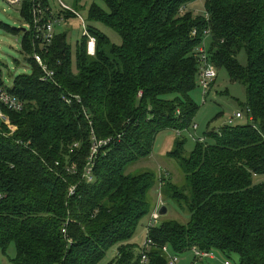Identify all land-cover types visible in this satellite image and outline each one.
Listing matches in <instances>:
<instances>
[{"label": "trees", "instance_id": "trees-1", "mask_svg": "<svg viewBox=\"0 0 264 264\" xmlns=\"http://www.w3.org/2000/svg\"><path fill=\"white\" fill-rule=\"evenodd\" d=\"M85 1L93 2L89 21L115 30L121 43L88 25L95 55L83 36L74 57L66 33L42 47L32 0H22L32 74L17 77L11 90L25 101L23 111L10 113L18 130H0V249L15 244L11 264H100L110 250L108 264H144L134 237L161 192L187 220L162 219L149 230L146 264H169L164 247L179 257L198 248L264 264V0H207L209 20L184 10L194 0H101L108 10L97 0H76ZM43 3L53 18L76 17ZM207 30L212 63L246 87L248 121L207 133L213 141L198 139L188 152L183 133L200 108L191 92L199 86L198 47ZM242 50L247 66L238 60ZM35 52L54 71L52 80L41 79ZM165 130L177 134L167 155L183 186L165 168L127 173L152 156Z\"/></svg>", "mask_w": 264, "mask_h": 264}, {"label": "rangeland", "instance_id": "rangeland-1", "mask_svg": "<svg viewBox=\"0 0 264 264\" xmlns=\"http://www.w3.org/2000/svg\"><path fill=\"white\" fill-rule=\"evenodd\" d=\"M48 1L57 14L61 10L60 1H63L69 8L77 10L88 25H93L106 33L113 43H121L120 35L115 30L101 23L92 24L89 21V8L93 3L92 1H85L83 3H77L76 0ZM95 3L108 10L103 1L97 0ZM21 5L22 4L13 5L7 0H0V61L3 63L0 73L6 86L9 88H13L17 77L32 74V68L26 59V54L23 52L22 46L23 29L27 30L29 24L21 15ZM184 10L192 11L193 14L197 16L205 17L206 15V9L202 0H194L186 4ZM1 23L10 26L11 29L2 26ZM14 28H17L20 31L17 32ZM55 33H66L68 35L69 43L72 46L73 56L75 57L77 41L83 39L82 20L77 16L63 19L60 23H56ZM209 46L208 41L207 51L210 55ZM238 60L241 65L247 66L248 56L245 50H242L238 54ZM217 71L218 77L215 82L210 85L205 101L203 100V91L199 86L191 92V97L200 108L195 118V124H197L198 129H190L183 133L187 139L185 148L188 152L194 150L198 139L203 138L208 142H212V139L205 137L206 134L226 126L229 118L235 117L237 112L240 111L244 117L240 119L235 118L233 125L246 123L248 121L246 116V106L248 105L246 87L242 83L232 80L227 69L217 67ZM176 138L177 134L171 130H165L159 133L156 138L152 156L129 166L127 168V173L137 174L147 169L157 172L160 168H165L175 173V181L183 186L185 184L183 174L179 172L176 161L167 155L168 151L174 147ZM162 199L165 200L168 213L161 216V219L156 222V225L160 224L162 219L175 218L180 221L187 220V214L180 209L178 210L175 202L170 199L166 200L163 196ZM150 217L151 215H148L142 220L134 237V240L139 244H142L145 239L146 226ZM15 257L16 246L14 243L8 247L6 252H3V250L0 249V264H11V260ZM114 257L115 251L110 250L100 264H108ZM194 261V254L192 252H187L179 257L178 264H191ZM226 261H228L229 264H239V257L233 254L227 256L221 252H216V258L208 260L206 263L225 264Z\"/></svg>", "mask_w": 264, "mask_h": 264}, {"label": "built area", "instance_id": "built-area-1", "mask_svg": "<svg viewBox=\"0 0 264 264\" xmlns=\"http://www.w3.org/2000/svg\"><path fill=\"white\" fill-rule=\"evenodd\" d=\"M10 4H21L22 0H7ZM44 0H32V23L31 25L34 27L35 31V38L40 39L39 41L42 43V47L48 46L54 38L55 35V25L56 23H60L61 20L66 19L64 17L65 14L62 15V18H53L48 14L51 12L53 15V11L50 7H46L43 3ZM204 2V6L207 0H202ZM60 7L62 11L74 13L75 16L82 20V27H83V36L88 38L87 42V52L90 55H95L96 52V38L95 36L91 35L89 31V27L86 21H84L83 17L80 15L78 11L75 9L69 8L63 1H60ZM206 20H209V15L206 14ZM193 35H197V29H194ZM210 31H206V37L201 42L200 46L198 47V57L200 61V69H199V76H198V84L199 87L203 91V100L205 101L206 95L210 89V85L216 80L218 77L217 67L212 63L211 57L207 51V40L209 38ZM32 57L39 63L43 70L42 80H52L54 77V71L51 70L47 64L44 62L42 56L35 52ZM12 88L6 86L2 75L0 73V130L2 131L3 135L5 136H12L19 128L18 124L13 120L10 116V113H18L23 111L25 107V101L21 99L19 96L12 93ZM142 91H139L138 96H142ZM70 102V99L66 100ZM243 114L239 111L235 114V117L229 118L227 124L233 125L235 118H242ZM193 129L197 130V124L193 125ZM111 139L106 141H102L99 144H107ZM99 145L94 146V154L97 152V147ZM75 168V166L73 167ZM86 177L88 181L93 180L92 176V168L88 167L86 169ZM76 192V187L73 186L70 188V194L73 195ZM165 206V202L162 199L161 192L159 193V200L151 213V220L148 223L146 229V236L142 243L141 249V262L146 264L148 261L147 252L149 251L150 247L152 246V240L148 237L149 230L155 226L156 222H158L161 218L160 210ZM164 251L168 254V262L169 264H178L179 263V256L175 255L170 252L168 247L163 248ZM196 264L198 261L202 260H212L216 258L215 251H201L198 248H194L192 250ZM225 264H229L228 261Z\"/></svg>", "mask_w": 264, "mask_h": 264}, {"label": "water", "instance_id": "water-1", "mask_svg": "<svg viewBox=\"0 0 264 264\" xmlns=\"http://www.w3.org/2000/svg\"><path fill=\"white\" fill-rule=\"evenodd\" d=\"M160 213H161V215H165V214H167V213H168L167 206H163V207L161 208V210H160Z\"/></svg>", "mask_w": 264, "mask_h": 264}]
</instances>
